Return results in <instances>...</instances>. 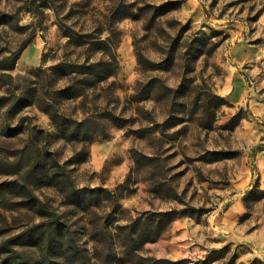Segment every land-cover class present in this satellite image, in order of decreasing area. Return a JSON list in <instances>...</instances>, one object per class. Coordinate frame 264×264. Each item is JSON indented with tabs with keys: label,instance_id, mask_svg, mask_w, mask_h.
<instances>
[{
	"label": "rangeland",
	"instance_id": "1",
	"mask_svg": "<svg viewBox=\"0 0 264 264\" xmlns=\"http://www.w3.org/2000/svg\"><path fill=\"white\" fill-rule=\"evenodd\" d=\"M172 209L145 254L264 264V0H0V264H42L48 215L67 233L52 264H76L69 238L122 256L128 219Z\"/></svg>",
	"mask_w": 264,
	"mask_h": 264
},
{
	"label": "trees",
	"instance_id": "2",
	"mask_svg": "<svg viewBox=\"0 0 264 264\" xmlns=\"http://www.w3.org/2000/svg\"><path fill=\"white\" fill-rule=\"evenodd\" d=\"M157 9V7H154ZM116 12L123 10L120 14L119 19L130 16L133 14L130 3L121 2L120 5L116 6L114 9ZM27 44H24L21 49H25ZM141 63V62H140ZM105 66L102 62H92V63H80V62H69V61H59L53 69L55 73H58L61 77H69L75 74H82L85 76L86 85L93 86L96 82L105 80L109 76V72L103 68ZM73 79H76L75 76H72ZM78 80V79H76ZM74 90L73 87L66 86L60 91L62 93L69 92ZM76 91V90H74ZM68 98H73L78 95V92H74ZM52 119L60 125L63 118L57 112L50 111ZM90 121L89 118H86L82 121H73L74 125L82 126L85 122ZM72 122V121H71ZM60 123V124H59ZM63 125V124H62ZM101 132V130L99 131ZM262 150V149H260ZM64 170V169H63ZM62 182L65 184L66 188L70 189V192L73 195L74 202L82 203L87 194L82 190L78 189L72 180V178L67 174L63 173ZM91 193V192H90ZM42 215L45 211L40 209ZM46 214V213H45ZM180 215L179 211L172 209L167 211L159 212H146L139 214L135 218L128 219L127 222L121 226V231L118 234L120 241L122 256L116 254L118 252V247L115 249L108 244H105L103 248L99 246H94L91 250H87L86 254L81 252L80 246L75 242L70 240L64 243L66 254L68 259L72 260L76 264H196L190 258H181L173 260L170 258H157L152 255L145 254L142 251V246L147 242H154L161 236V231L167 223H171L172 219ZM50 217V223L40 225V228H44L42 234H38L36 240V246L42 250V257L44 258L42 264H52L51 251L54 246V243L62 242L63 238L67 239L66 232H59L57 235L53 231H64L62 230L64 225L59 220L54 219L53 215H48ZM43 237V238H41ZM105 243V242H103ZM44 245V246H43ZM115 252V259L111 258L112 254ZM117 255V256H116ZM13 264H39L38 261L27 255L21 254L17 256V260L13 261Z\"/></svg>",
	"mask_w": 264,
	"mask_h": 264
}]
</instances>
